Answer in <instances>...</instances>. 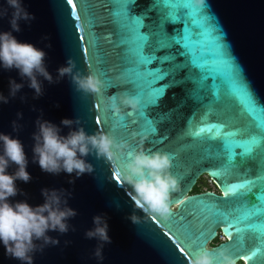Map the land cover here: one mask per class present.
<instances>
[{
    "label": "water",
    "instance_id": "95a60500",
    "mask_svg": "<svg viewBox=\"0 0 264 264\" xmlns=\"http://www.w3.org/2000/svg\"><path fill=\"white\" fill-rule=\"evenodd\" d=\"M76 2L79 20L71 16L66 0H22V6L35 19L20 21L21 31L12 34L18 42L32 44L46 53L44 64L54 80L57 70L67 66L68 60L76 65L74 74L79 72L99 77L103 83L100 95L77 91L70 76L53 84L39 77L44 94L34 98L35 91L28 87L29 81L20 77L19 70H4L0 66V93L8 98V103L0 102V134L20 140L28 160L26 171L31 176L27 183L15 181L19 191L15 197L9 198V202H26L36 207L45 202L43 189L63 190L67 206L77 213L66 221L69 225L67 233H47L59 240V244L48 245L42 252L34 253L33 264H191L202 248L210 249L218 261L221 252L231 255L227 248L222 247L228 244V237L220 227L194 255L181 252L166 234L169 227H176L174 221L181 215V206L172 204V215L167 220L135 208L132 199L135 193L131 186L123 179L119 183L115 179L116 173L123 171L126 155L108 161L90 154L84 159L94 171L78 179L75 173L50 174L42 171L38 162H33V134L37 131L36 121L40 119L60 127L62 136L83 127L88 135L105 133L117 142L124 141L132 151L142 147L144 150L167 152L173 164L170 171L179 181V191L172 193V200L186 192L187 197L217 203L220 210L239 208L243 211L238 198H226L218 185L223 181L256 179L264 169V154L257 149L250 156L241 157L242 149L237 148V155L229 165L219 136L214 137L208 132L199 136L193 133L206 124H222L232 131H255L249 127L252 121L243 112L240 96L246 92L258 107L264 109V0H204L202 5L195 4L194 0H184L186 5L176 7L177 18L166 20L164 30L170 35L183 33L185 27L191 31H202L197 44L202 68H194L190 63L184 68L183 57L164 63L153 61L157 68H168L170 63L180 64V69L175 72L176 84L170 83L172 76L158 82L157 86L166 87L154 106H144L143 100L137 97L140 107L132 113L135 125L130 127V135L128 131L116 132L128 122L130 109L121 107L124 120L119 121L108 108L109 97L115 95L119 100L123 96H132L125 91L126 82L135 67L134 44L125 24L127 0ZM0 8L8 10V15L0 19V32L12 31L9 20L13 9L8 8L6 0H0ZM169 10L165 0H136V7H130L129 15L143 13L145 28L142 31L148 34L155 27V22ZM81 36L86 39L82 41ZM152 38L149 37L150 40ZM175 50L174 47L161 49L155 55L164 56ZM101 57L111 82L100 71ZM10 80L24 85L14 98L9 95ZM140 113L152 114L156 133L145 130ZM260 115L264 117V111ZM63 119L79 120L80 123L69 129L61 125ZM13 122L20 126L18 131H14ZM16 170L17 166L12 164L7 173L12 175ZM212 171H224V175L214 179L210 174ZM203 176L209 177L218 191L190 193ZM71 180L75 182L69 183ZM253 192L258 194V189L254 188ZM243 199L254 198L249 195ZM190 207L184 209L183 216L192 223L193 229L198 230ZM132 215L138 218L136 223L130 219ZM96 216L106 219L111 240V243L103 245L102 259L95 255L101 242L85 235L94 228L93 218ZM220 233L224 240L210 245ZM235 260L240 264H251L245 258ZM0 264L22 262L8 256L0 242Z\"/></svg>",
    "mask_w": 264,
    "mask_h": 264
},
{
    "label": "clouds",
    "instance_id": "9594fccd",
    "mask_svg": "<svg viewBox=\"0 0 264 264\" xmlns=\"http://www.w3.org/2000/svg\"><path fill=\"white\" fill-rule=\"evenodd\" d=\"M8 8L13 9L9 20L12 31L0 32V66L4 70H19L22 79L29 81L28 87L35 91L39 98L43 93V84L39 77H43L49 84L58 83L65 76H70L76 90L86 94L100 95L103 83L94 74L81 75L75 72L74 61L68 60L67 66L57 70V78L47 71L44 64L46 53L29 43H20L13 36V32H20V21L30 22L35 19L23 6L22 0H6ZM202 5L204 0H194ZM8 15L6 8H0V19ZM50 47V45H49ZM10 97L14 98L24 85L9 81ZM108 108L123 121L124 115L121 105L130 109L129 114L139 110L140 100L135 96H123L119 100L115 95L108 98ZM0 102L8 103V98L0 93ZM19 115V114H18ZM79 120L63 119L61 125L72 129ZM37 131L33 134V162H38L42 171L50 174L65 172L75 173L78 179L84 174H91L93 166L84 158L94 154L96 158L104 157L108 161L118 160L119 156L126 155L123 165L122 179L131 186L135 195L132 197L135 208L144 209L150 214L167 220L172 215V193L179 191V181L171 173L172 158L167 152L144 150H129V145L117 142L112 136L105 133L88 135L83 127L69 131L67 136L60 135L61 128L48 121L38 119ZM19 125L13 122L14 131ZM143 143V142H141ZM119 154V155H118ZM16 165L14 174L7 173L10 165ZM28 160L24 146L18 139L9 135L0 134V242L6 249V254L18 259L22 264H33V254L42 252L48 245H58L59 240L48 236L49 231L67 233L69 225L66 221L77 215L76 211L67 206L66 193L63 190L43 189L44 203L31 207L26 202H9L10 197L18 194L15 181L25 183L31 180L26 171ZM74 180L69 183H74ZM70 195V194H67ZM133 223L137 217H130ZM94 228L86 232V238L97 239L101 243L95 255L102 259V248L111 243L108 235V224L103 216L93 218ZM35 241H41L37 244ZM222 264H237V261L224 252L220 253ZM218 257L210 249L202 248L195 254L191 264H217Z\"/></svg>",
    "mask_w": 264,
    "mask_h": 264
},
{
    "label": "snow or ice",
    "instance_id": "6c2138e0",
    "mask_svg": "<svg viewBox=\"0 0 264 264\" xmlns=\"http://www.w3.org/2000/svg\"><path fill=\"white\" fill-rule=\"evenodd\" d=\"M66 3L70 6L71 16L79 20L76 0H66ZM165 3L169 4L170 10L155 22V27L148 34L142 31L145 28L143 13L135 16L129 15L130 7H136V0H127V12L124 13L127 17L125 24L130 29L129 35L134 44L133 62L135 64L132 75L126 82L125 91L143 100L144 106H154L163 96L166 85H157L158 82L165 80V77L172 76L170 83L176 84L175 72L181 67L178 63H170L168 68H157L153 65V61L164 63L176 57H183L184 68L189 63L194 68H202L197 48L202 31H191L189 27H185L183 33L177 32L175 35L167 33L163 27L164 23L166 20H175L177 18L176 7L186 5V3L184 0H176V3H173V0H165ZM150 36L153 37L151 40ZM80 39L83 41L86 38L81 36ZM99 47L97 43V48ZM173 47L176 49L174 52L169 51L166 55L159 57L155 55L158 50H170ZM103 63L104 59L101 57L100 71L105 77H109L108 82H111L109 73L103 68ZM149 65L153 66L149 67ZM240 103L244 114L252 121L249 127L254 128L255 131L245 132L243 129L232 131L227 130L222 124H206L193 133L199 136L208 132L213 133L214 137L219 136L223 142L224 151L227 153L229 165L237 155L235 151L237 148L242 149L239 153L241 157L250 156L257 149L264 154V117L260 115L264 109L258 107L246 92L240 96ZM121 107L124 106L121 105ZM151 115V113H140L141 123L147 132L156 133L157 129L153 126L155 121ZM127 116L129 117L128 122L123 125V128L116 129L117 133L128 131L129 135L131 134L130 127L135 125V120L132 119L133 114L128 112ZM136 130L140 131L139 128ZM238 136L241 138L237 139ZM210 174L214 179H218L224 175V171H212ZM115 179L118 183L121 182V174L116 173ZM218 186L222 188L226 198H238L243 211L239 208L232 211L220 210L217 203H209L199 197H187L185 192L172 200L173 205L181 206V215L174 221L176 227H169L166 234L174 240L181 252L192 256L203 242L215 233V229L220 227L228 237V244L222 247L227 248L235 259L245 258L251 264H264V169H261L256 179H243L237 182L223 181ZM254 188L258 189V194L253 192ZM249 195L254 199H243ZM189 206H191L190 214L195 218L198 230L193 229L192 223L183 216L184 209H188ZM218 264H222V261L219 260Z\"/></svg>",
    "mask_w": 264,
    "mask_h": 264
},
{
    "label": "rangeland",
    "instance_id": "374dc122",
    "mask_svg": "<svg viewBox=\"0 0 264 264\" xmlns=\"http://www.w3.org/2000/svg\"><path fill=\"white\" fill-rule=\"evenodd\" d=\"M201 189L203 190H208V189H211L213 191H218L217 187L211 182V179L207 176H203L201 177ZM220 240H224L222 235L220 236ZM213 243H211L210 245H212ZM237 264H240L237 262Z\"/></svg>",
    "mask_w": 264,
    "mask_h": 264
},
{
    "label": "trees",
    "instance_id": "16d2710c",
    "mask_svg": "<svg viewBox=\"0 0 264 264\" xmlns=\"http://www.w3.org/2000/svg\"><path fill=\"white\" fill-rule=\"evenodd\" d=\"M201 180H199V182L197 183V185L194 187V189H192V191L190 193H200V192H203L205 190L201 189ZM207 190V189H206ZM208 190H211V189H208ZM222 240H220V237L216 238L214 241H213V244L212 245H216L218 243H220Z\"/></svg>",
    "mask_w": 264,
    "mask_h": 264
},
{
    "label": "flooded vegetation",
    "instance_id": "af4514ba",
    "mask_svg": "<svg viewBox=\"0 0 264 264\" xmlns=\"http://www.w3.org/2000/svg\"><path fill=\"white\" fill-rule=\"evenodd\" d=\"M221 235H222V234L220 233V234H219V237H220Z\"/></svg>",
    "mask_w": 264,
    "mask_h": 264
},
{
    "label": "built area",
    "instance_id": "2783aa9c",
    "mask_svg": "<svg viewBox=\"0 0 264 264\" xmlns=\"http://www.w3.org/2000/svg\"><path fill=\"white\" fill-rule=\"evenodd\" d=\"M223 239H224V236L222 235Z\"/></svg>",
    "mask_w": 264,
    "mask_h": 264
}]
</instances>
